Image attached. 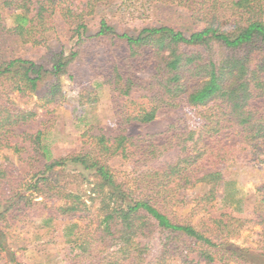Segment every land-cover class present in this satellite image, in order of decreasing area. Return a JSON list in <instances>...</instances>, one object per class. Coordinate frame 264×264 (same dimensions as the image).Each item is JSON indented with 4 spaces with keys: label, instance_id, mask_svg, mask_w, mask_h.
Returning <instances> with one entry per match:
<instances>
[{
    "label": "trees",
    "instance_id": "trees-1",
    "mask_svg": "<svg viewBox=\"0 0 264 264\" xmlns=\"http://www.w3.org/2000/svg\"><path fill=\"white\" fill-rule=\"evenodd\" d=\"M111 1L0 0V152L20 156L17 139L26 132L19 130L36 117L14 95L42 92L53 103L62 96L61 78L74 80L87 67L91 81L127 98L115 111V135L91 127L84 149L54 159L37 131L28 157H19L27 173L0 164V254L21 264L6 247L12 223L78 217L84 226L70 228L64 253L73 264H264V247L255 252L236 242L250 227L264 238V184L246 218L224 212L192 225L167 213L186 205L185 192L198 185L208 188L201 200L210 205L230 166H264V0H119L146 20L94 19ZM164 8L182 11L194 28L151 20ZM10 12L15 26L6 29ZM57 15L74 26L68 53L50 46ZM11 37L41 55L2 60ZM182 106L199 109L198 129L178 118L160 133L129 135L133 124H151L160 110ZM114 159L136 164L133 188L113 173Z\"/></svg>",
    "mask_w": 264,
    "mask_h": 264
},
{
    "label": "rangeland",
    "instance_id": "rangeland-1",
    "mask_svg": "<svg viewBox=\"0 0 264 264\" xmlns=\"http://www.w3.org/2000/svg\"><path fill=\"white\" fill-rule=\"evenodd\" d=\"M137 1L139 0H124L127 5L135 4ZM109 6V8H99L93 18L108 16L118 23L123 18L134 20L132 17H143L142 14H137L138 9L129 11L125 7H120L119 0L111 1ZM133 11L136 14L130 16L128 13ZM12 14L10 12V17L6 20V29H12L15 26L16 14ZM144 17L146 18V16ZM150 17L151 20L182 30L194 28L187 15L173 8L154 10ZM141 20L137 22L142 23ZM55 26L56 33L52 37L50 46L62 47L68 53L75 43L74 26L65 23L59 15L56 17ZM8 39L6 43L3 42V45L8 49L2 51V60L18 57L36 59L42 53L41 48L22 45L12 37ZM78 72L74 80L68 76L61 78L62 96L53 103L45 99L42 92L37 95L21 97L14 95L12 97V101L19 108L33 111L36 113V117L34 121L19 130V132H26L25 135L17 139L19 147L24 149L21 155L19 156L11 150L2 151L0 152V164L9 162L21 173H27L28 163H22V161L33 149L31 143L35 141L37 131H43L41 144L48 148L49 154L54 159L78 154L84 149L82 141L86 143L87 138L82 139V136L91 127L95 128L96 134L115 135L117 128L115 111L117 107L125 103L127 98L112 93L108 86L101 85V80L91 81L89 78L91 74L87 67ZM1 89L0 84V94ZM138 92L134 91L131 99L138 98L140 94ZM198 113L199 109L188 106H182L174 111L160 110L156 121L147 125L133 124L128 133L132 137L157 134L164 131L178 118H183L191 130H196L201 126ZM19 157H22V161ZM110 166L116 177L127 183L129 187L133 188L136 183H139L138 168L135 167V163L114 159L110 162ZM263 184L264 166L233 165L224 171L221 196H218L210 205H206L201 200L208 188L198 185L195 189L185 192L186 205H173L170 210H167V213H171L178 221L192 225H200L207 218L216 217L224 212L246 218L252 212L256 190ZM83 188L87 190L89 186L85 185ZM73 225L83 227L84 222L78 217L72 219L60 217L48 225H44L42 220L25 224L12 223L7 229L8 245L6 247L15 252L16 258L21 264H68V259L64 258L68 247L65 245L68 241L66 235ZM262 237L260 227H250L241 233L236 242L242 248L261 252L264 247V238ZM9 260L7 253L1 252L0 264H11ZM69 264L73 263L69 262Z\"/></svg>",
    "mask_w": 264,
    "mask_h": 264
}]
</instances>
